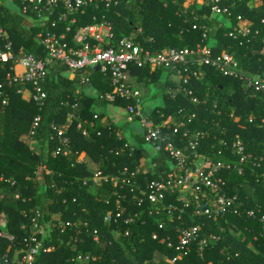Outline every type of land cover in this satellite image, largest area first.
Returning <instances> with one entry per match:
<instances>
[{"label":"trees","instance_id":"obj_1","mask_svg":"<svg viewBox=\"0 0 264 264\" xmlns=\"http://www.w3.org/2000/svg\"><path fill=\"white\" fill-rule=\"evenodd\" d=\"M220 3L229 13H213L209 0H98L86 15L77 17L78 26L109 24L113 43L128 36L153 53L201 46L211 50V60L222 54L233 57L237 66H231V74L202 63L200 54L169 70L130 68L142 87H154L153 96L160 99L148 111L142 96L145 115L156 125L171 119L162 128L165 142L184 148L186 131L205 133L188 153L222 164L217 173L226 183L222 193L237 197L231 212L218 217L197 214L192 196L187 197V207L168 196L166 205L176 206L170 211L169 206L151 203L144 194L148 182L168 173L173 164L166 143L147 145L140 131L125 129L130 125L126 121L130 102L106 99L113 90L109 75L91 68L72 73L56 62L48 68L47 98L41 109L19 93L28 85L0 89V109L3 98L10 99L0 110V216H5V230L14 237L0 239V264L16 253L20 258L25 255L22 250H28L36 225L45 227L46 233L37 235L43 248L34 264H77L81 254L96 258L88 264H171L167 259L178 254L179 230L195 226L198 239L174 264H264V90L249 86V78L264 79V0ZM12 4L18 5L16 0ZM10 5L0 0V25L9 31L15 50L23 47L38 58L46 57L35 38L36 28ZM245 21L252 23L247 36L239 30ZM6 71L9 66L0 67L2 75ZM82 75L91 82L83 83ZM87 86L95 95L87 94ZM181 87L191 94L170 93ZM69 113L76 118L66 134L71 153L64 155L53 126L65 124ZM37 116L39 127L31 135ZM134 121L139 123L138 118ZM79 123L88 137L78 129ZM237 142L244 149L242 162ZM128 143L132 146L122 152ZM96 172L105 177L101 185L92 181ZM205 203L200 201V206L205 208ZM129 217L132 223H126ZM159 223L164 224L162 229ZM203 239L206 245L200 244ZM50 247L51 252L43 251Z\"/></svg>","mask_w":264,"mask_h":264},{"label":"built area","instance_id":"obj_2","mask_svg":"<svg viewBox=\"0 0 264 264\" xmlns=\"http://www.w3.org/2000/svg\"><path fill=\"white\" fill-rule=\"evenodd\" d=\"M18 5L14 6L21 14L27 17L29 27L36 28L34 34L39 44L44 48L47 56L38 58L37 55L29 53L24 48L15 50L13 42L10 39L9 31L0 25V67L6 68L9 66L10 71H6L4 75L0 73L1 82L0 89L5 85H28L29 88L20 89L19 93L27 94L41 109L47 94L44 91L48 68L56 62L64 64L72 73H83L86 69H95L104 75H109L111 93L106 94V99L110 102L117 98L126 99L130 103L126 107V121L134 122V119H139L141 134L147 145H156L159 142H165L162 129L165 123L171 121L168 118L163 124H155L143 112L142 107V92L134 87L130 82L131 66L136 65L139 68L150 67L152 71L156 69L175 68L178 64H183L187 61L190 55H203L200 61L205 64L212 63L217 66L225 74H231V66L236 67L237 63L232 56L222 54V56L212 59V52L208 47L201 48L198 46L195 50H163L153 53L146 50L140 43L133 40L132 37H124L113 43L114 33L112 28L106 22H95L78 26V17L86 15V10L93 4H97L98 0H16ZM212 3V11L215 14L229 13L228 7L221 5V0H209ZM96 20V17L94 18ZM63 24V26H61ZM196 28V27H195ZM240 32L244 35H250L252 32V23L243 22ZM258 31L256 32V34ZM264 52V51H263ZM83 83L89 84L90 78L81 76ZM184 83H187L185 80ZM254 86L256 91L264 90V79L255 80L249 78V86ZM180 92L191 94L186 91V88L181 87L174 93ZM1 94V92H0ZM3 95V94H2ZM9 98L6 96L2 100L1 109L9 103ZM195 102L196 99H193ZM76 110L77 104L73 106ZM74 113L68 114L67 122L63 125L55 124L57 135L64 150L61 148L54 153V156L61 150L64 155H69L70 141L66 136L70 129L72 121L75 119ZM41 117L37 116L32 123L30 134L34 135L35 130L39 127ZM86 123V122H85ZM59 125V126H58ZM93 126V124H91ZM179 127V126H177ZM78 129L83 131L84 136H89L88 130L83 123L78 124ZM178 129L174 130L177 133ZM186 139V146L180 147L173 142H165V151L173 160V164L168 173L160 174L158 179L148 182L147 191L144 194L148 200L168 210L176 209V206L166 205L168 196L175 197L177 201H182L186 207L189 205L188 196H192L198 203L197 214L212 215L218 217L225 213L231 212L233 205L237 201L236 196H226L223 194V189L226 185L225 181L217 176L218 171L223 167L221 163H213L209 159H204L201 154L188 153L189 148L195 149L199 144V139L205 137L204 132H198L194 135L186 131L183 134ZM128 145L121 148L122 152L126 151ZM238 153L243 155V146L240 142L236 143ZM133 149V147H131ZM245 160V156L241 157V162ZM105 177L101 172H96L92 181L96 185H101ZM88 181L85 182L87 184ZM209 191L210 193H207ZM211 194V195H210ZM200 201L206 202L205 208L200 206ZM168 211V212H169ZM183 211V210H182ZM170 213V212H169ZM250 216H254L252 211ZM120 217V214L117 215ZM111 219V216H108ZM134 219L127 218L126 223H132ZM264 224V216L261 217ZM3 223L7 224L5 216H0V239L13 240L3 227ZM163 223H159V228L162 229ZM38 229L27 243L28 250H22L25 253L23 257L16 253L12 260L6 259L5 264H34L36 256L43 248V242L38 238V234L44 236L46 228L36 225ZM52 231V230H51ZM199 237V227L183 228L179 230V243L176 246L178 254L174 258H169L167 261L171 264L182 260L188 253L189 246ZM98 237L95 239L97 240ZM153 239L157 240V234L153 235ZM165 240H162L164 242ZM166 241L172 247L170 238ZM207 240L203 239L200 244L206 245ZM53 248H46L43 251L49 253ZM201 249V248H200ZM203 250V249H201ZM96 260L89 254H81L76 259L77 264H88L90 261Z\"/></svg>","mask_w":264,"mask_h":264},{"label":"crops","instance_id":"obj_3","mask_svg":"<svg viewBox=\"0 0 264 264\" xmlns=\"http://www.w3.org/2000/svg\"><path fill=\"white\" fill-rule=\"evenodd\" d=\"M130 82L131 84L140 89L142 91V96H143V99L145 100L144 104H145V108H147L148 111H151L152 109H154L155 107H157L159 104H160V99L156 96L154 98L153 94L155 92H153V90H155L154 87L151 88V90H147L145 89L144 87H142V84L139 83L138 79L136 78V76H134L133 74L130 73ZM85 91L87 92V94L89 95H95V92L93 90L92 87L90 86H87V88H85ZM151 102V103H150ZM150 103V104H148ZM124 121V119H123ZM130 125H126L125 129H135L136 131H141V127H140V124L136 121L134 122H128ZM125 124V123H124ZM134 131V130H133Z\"/></svg>","mask_w":264,"mask_h":264},{"label":"rangeland","instance_id":"obj_4","mask_svg":"<svg viewBox=\"0 0 264 264\" xmlns=\"http://www.w3.org/2000/svg\"><path fill=\"white\" fill-rule=\"evenodd\" d=\"M5 1V3L6 4H9L10 5V3L13 1V0H4ZM11 7H14V5L12 4V5H10ZM28 26H30V24L28 25ZM153 92H155V90H153ZM151 103V102H150ZM150 103H148V104H150ZM170 167H172V165L170 164Z\"/></svg>","mask_w":264,"mask_h":264},{"label":"water","instance_id":"obj_5","mask_svg":"<svg viewBox=\"0 0 264 264\" xmlns=\"http://www.w3.org/2000/svg\"><path fill=\"white\" fill-rule=\"evenodd\" d=\"M3 227H6V224L5 223H3Z\"/></svg>","mask_w":264,"mask_h":264}]
</instances>
